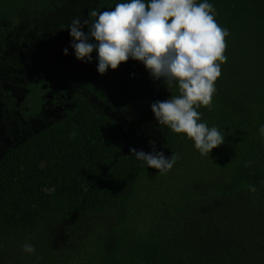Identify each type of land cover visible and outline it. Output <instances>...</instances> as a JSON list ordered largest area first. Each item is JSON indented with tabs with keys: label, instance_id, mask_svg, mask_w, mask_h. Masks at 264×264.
<instances>
[{
	"label": "trees",
	"instance_id": "obj_1",
	"mask_svg": "<svg viewBox=\"0 0 264 264\" xmlns=\"http://www.w3.org/2000/svg\"><path fill=\"white\" fill-rule=\"evenodd\" d=\"M21 1L32 13L56 4L57 32H69L86 12L91 21L92 10L127 2ZM208 2L229 31L227 62L211 107H194L199 122L224 133V144L202 156L151 111L177 88L165 86L148 105L147 83L163 81L131 59L101 75L94 51L82 74L108 110L84 98L55 134L0 163V264H264V0ZM117 111L154 140L125 138L110 117ZM131 148L179 159L160 175ZM25 243L34 254L22 250Z\"/></svg>",
	"mask_w": 264,
	"mask_h": 264
},
{
	"label": "clouds",
	"instance_id": "obj_2",
	"mask_svg": "<svg viewBox=\"0 0 264 264\" xmlns=\"http://www.w3.org/2000/svg\"><path fill=\"white\" fill-rule=\"evenodd\" d=\"M216 15L208 0L199 4L196 0H127L110 11L92 10L91 21L74 18L67 30L78 61L91 62L96 52L99 74L109 68L117 70L131 59L142 63L149 75L162 80L168 90L177 88V94L169 99L152 103L151 111L159 125L186 134L202 156H209L224 144V133L199 122L202 114L194 106L211 107L221 64L227 62L224 52L229 31L218 25ZM63 52L67 55V48ZM259 133L264 136V124ZM130 153L160 175L168 173L179 159L176 153L170 158L163 152L145 153L135 148ZM247 187L252 193L257 191L254 185ZM22 250L35 253L29 243Z\"/></svg>",
	"mask_w": 264,
	"mask_h": 264
},
{
	"label": "flooded vegetation",
	"instance_id": "obj_3",
	"mask_svg": "<svg viewBox=\"0 0 264 264\" xmlns=\"http://www.w3.org/2000/svg\"><path fill=\"white\" fill-rule=\"evenodd\" d=\"M24 6L21 0H0V163L55 134L56 124L67 120L84 98L108 110L83 78L70 33L56 30V4L34 13ZM45 7L54 10L45 13ZM84 15L82 22L89 20ZM110 117L128 140H154L128 126L123 116Z\"/></svg>",
	"mask_w": 264,
	"mask_h": 264
},
{
	"label": "rangeland",
	"instance_id": "obj_4",
	"mask_svg": "<svg viewBox=\"0 0 264 264\" xmlns=\"http://www.w3.org/2000/svg\"><path fill=\"white\" fill-rule=\"evenodd\" d=\"M146 87L147 104L150 105L149 98L154 94H159V92L165 87V85L163 82H148Z\"/></svg>",
	"mask_w": 264,
	"mask_h": 264
},
{
	"label": "water",
	"instance_id": "obj_5",
	"mask_svg": "<svg viewBox=\"0 0 264 264\" xmlns=\"http://www.w3.org/2000/svg\"><path fill=\"white\" fill-rule=\"evenodd\" d=\"M120 112L117 111L116 113H114L115 115H118ZM125 121L128 122V120L125 118ZM139 132H141V130H139ZM142 133V132H141ZM162 152V151H161ZM164 154V153H163Z\"/></svg>",
	"mask_w": 264,
	"mask_h": 264
}]
</instances>
